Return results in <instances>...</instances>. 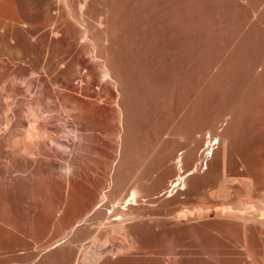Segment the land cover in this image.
I'll return each mask as SVG.
<instances>
[{
  "label": "rangeland",
  "instance_id": "rangeland-1",
  "mask_svg": "<svg viewBox=\"0 0 264 264\" xmlns=\"http://www.w3.org/2000/svg\"><path fill=\"white\" fill-rule=\"evenodd\" d=\"M57 1L84 19L68 38L58 23L53 50L74 47L73 61L22 105L0 100V133H11L0 134V264H264L262 210L235 205L243 181L264 201V0ZM102 62L116 79L102 80ZM30 101L60 143L45 137L53 148L33 159L14 153ZM189 144L204 167L176 212L170 193L157 196ZM132 190L135 244L106 218ZM225 201L233 208H203Z\"/></svg>",
  "mask_w": 264,
  "mask_h": 264
},
{
  "label": "bare ground",
  "instance_id": "bare-ground-1",
  "mask_svg": "<svg viewBox=\"0 0 264 264\" xmlns=\"http://www.w3.org/2000/svg\"><path fill=\"white\" fill-rule=\"evenodd\" d=\"M64 1H68V0H64ZM60 3H61V1H60ZM63 4H64V2H63ZM63 4H62V6H63ZM59 5L60 4H58L57 0H0V85L1 84L3 85V89H0V100H3V101L5 100V102L9 101V100H13V101H16L17 103H19V102L23 103V100L25 99L24 97H26L27 95H29V96L33 95L35 89H39V88L43 89V88H41L43 86L42 83H43V81H44V83L46 82L45 80H43V78L46 77L47 79H50L54 75H56V77H57V75L60 73L59 71L61 69H63L64 66H66V67L69 66L67 63H64V62L66 60H69V59H70V62H71V60L73 61L74 58H71V57H72V55L74 56V54H73L74 53V51H73L74 47L71 50L72 47L68 45L70 47V49L67 50V52L65 51L66 54L63 57H61L60 55H57V53L53 50L56 48L55 45L57 43V41H56L57 39L55 40V37L60 36L62 34V32L60 35L58 33V29L62 28L61 26L60 27L58 26V23L64 25V27H63L64 37H66L65 35H67V38H68V35H70L69 33H71V31H72V27H71L70 22L72 19L74 21V19L76 18V17H74V15L71 12L72 9L71 10L68 9L67 11H65L66 14L61 16L59 13L60 12L59 10H61L59 8ZM66 6H65V8H66ZM81 10H82L81 15L83 16L84 11H83V9H81ZM79 19L78 18L75 19L77 23L78 22L80 23L81 21L84 20L83 18H82L83 20L80 19L81 21ZM60 21H62V22L60 23ZM76 22L73 25H75V24L79 25ZM71 23H73V22H71ZM81 24H82V22H81ZM84 31H85L83 34L84 36L81 35L84 38H81V39H85L87 37L86 36V30H84ZM70 36L74 37V32H73V35L71 34ZM61 37L63 38V35ZM59 38H58V40H59ZM69 39H71V38L69 37ZM66 41H67V39H66ZM66 41H64V42H66ZM66 45H65V47H66ZM93 48H94V50L91 51L90 54H92V56L93 55L95 56L98 52L96 50L95 44H94ZM57 51H59V50H57ZM97 55H99V53ZM97 55H96V57H98ZM107 60L108 59H106V61ZM70 62H68V63H70ZM101 67H102V76H101L102 80H104V79L108 80V78L109 79H116L113 76L112 70H111L110 66L108 65V63H103V66H101ZM61 72L63 73V71H61ZM52 79H54V78H51V80ZM117 80H118V78H117ZM54 81H55V79H54ZM53 85H54V83H53ZM55 85H57V84L55 83ZM1 86H0V88H1ZM2 90H3V92H2ZM29 100H31V97ZM26 102L27 101H25V103ZM8 103L9 102H7V104ZM22 103L21 104L19 103V104L22 105ZM9 106H11V102H10ZM0 108H2V107H0ZM2 109H4V107ZM6 109H8L7 105H6ZM11 109H12V107H11ZM16 109H17V107H16ZM9 111H12V110H9ZM21 111H23V113L19 114L21 116L20 118H22L23 121L25 120L24 118H26V120L28 122L26 123V120H25V123L22 120L17 121L19 123L18 126H20L19 128L23 127L24 131L22 133V136L20 135L21 136L20 139H19V136H18V138H16L17 136L14 138L15 139V145H16V146H14L15 147V149H14L15 154H17L21 158L27 157L29 155L30 157L32 156V159H33V156H38L37 151H35L34 149H40L41 147H49L52 149L53 146L49 142L45 141V137L49 138L52 142H54V143L56 142V144L60 145L58 139L57 140L55 139L56 136H54V138H53L52 137L53 134L50 135L48 133L49 131L48 132L45 131V130H47L46 128L44 130V129L40 128V126H39V128L36 126V123L39 121L38 119H41V117H40L41 116V114H40L41 110H40V104L39 103L30 101L29 105L27 106V109L26 110L22 109ZM7 112H8V110H7ZM0 113H2V112H0ZM11 113L13 114L14 112H11ZM17 116L18 115H16V117ZM3 117H5V116H3ZM15 120H16V118H15ZM0 121H1V119H0ZM8 123L11 124L10 121ZM3 124L1 126H3ZM4 125H7V124H4ZM26 125H28L29 128L27 127V129H26ZM3 129L5 130V128H3ZM16 129H18V128L16 127ZM4 132L2 133V131H1L2 135L6 137V135L9 134L10 131L8 132L7 130H5ZM14 139H13V142H14ZM121 139H122V137H121ZM217 139L219 140L218 141V145H219L221 141L219 138H217ZM214 140H215V138L210 140L208 145H207V148L205 147L206 149L205 150L203 149L204 151H207V152L212 149V151H213L212 157L215 153V149H216L215 146H217V145L213 144ZM196 147L192 148L190 145V147L188 146L186 149H184L185 151L181 154V156L177 159V162H176V166H177L176 178L170 183V188L168 189V191L166 193H161L159 196H157V198H159L161 196H164V195L170 193V195L168 197L174 198V200H172V202L175 203V207H176L175 211L176 212L185 209V207H183V204L185 203L186 200H190V193L187 191V185H188L187 178L190 175H194L197 171H199L198 167L200 165H202L203 160L202 161H201V159L196 160V149H197ZM40 150H42V149H40ZM120 156H121V154H119V158H120ZM208 156H209L208 153H206L205 157L204 156L203 157L206 160L207 158H209ZM190 158L192 159V162L194 165L192 168L188 169V167L185 164L189 161ZM34 161H36V160H34ZM209 161L208 160L206 161V165L208 168H209V165H208ZM118 164H119V162L117 160L115 163V166H117ZM225 173H226V165H225L224 176H223L224 177L223 178L224 183L230 181V178H228L227 174H225ZM243 182H244L245 186L241 185V187H243L245 189V192H246L245 196H247V197H245L244 199H240L238 201V203L235 204L236 207L237 208L241 207L239 210L242 213L246 212L247 215H256V214L248 213L247 211H249L248 209H250L253 206H255L256 204H258L259 205L258 208H260L262 210V213H260L259 215L264 216V201L259 200V198H257L253 194L254 192L251 191V189H250L251 187H250L249 183H247L245 181H243ZM213 196H215V195L213 194ZM202 199H203V197H202ZM138 201L139 200H138V196H137L136 192L134 190H132L129 199L126 200L125 203L123 202L126 205L124 208L121 207V209H119L120 205H119V202H117L116 204L113 205L110 213L106 212L109 215L114 213V215H111L110 217H107V215H106V218L109 219L108 222L112 221L113 218H116L117 226L120 227L119 229H122L124 231V234H126L128 239L130 241H132L133 243L135 242L134 233H132L131 231H133V230H129V228L132 226V223L135 220V217H134L135 214L131 210H128L127 207L129 208L130 206L138 205ZM199 202L197 204H199ZM233 204L234 203H232V202L225 201L223 203H216V204H214V206H203V208L210 209L209 207H219V206H225L228 208H233L232 206H228V205H233ZM211 209H213V208H211ZM122 210H126V211H122ZM254 212H256V211H254ZM186 214L188 215V212H185L184 215H186ZM219 215L223 216V217L235 216L232 213L228 214V215H225V214L221 215L219 213ZM182 216H183V213L176 215V217H178V218H181ZM106 218H104V220ZM138 240H139V238H138ZM140 245H142V243ZM138 249H140V246ZM141 249H143V248L141 247ZM139 252H141V251H139ZM121 253H123V252L121 251Z\"/></svg>",
  "mask_w": 264,
  "mask_h": 264
},
{
  "label": "built area",
  "instance_id": "built-area-1",
  "mask_svg": "<svg viewBox=\"0 0 264 264\" xmlns=\"http://www.w3.org/2000/svg\"><path fill=\"white\" fill-rule=\"evenodd\" d=\"M210 140H212V138H211V137H209V141H210ZM205 166L207 167V165H206V164H205Z\"/></svg>",
  "mask_w": 264,
  "mask_h": 264
}]
</instances>
